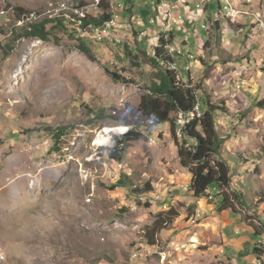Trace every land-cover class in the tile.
<instances>
[{"label": "rangeland", "instance_id": "1", "mask_svg": "<svg viewBox=\"0 0 264 264\" xmlns=\"http://www.w3.org/2000/svg\"><path fill=\"white\" fill-rule=\"evenodd\" d=\"M97 1L95 15L101 0H0V264H264L250 257L253 244L264 242V107L256 106L264 99L261 42L225 67L211 54L220 49L201 41L210 35V11L191 18L197 4L207 8L203 0H188V8L164 0L172 6V24L182 17L169 46L172 53L181 46L173 54L179 77L187 81L183 71L190 65L193 82L206 77L212 100L224 103L226 113L217 112V121L229 134L224 147L234 157L232 180L256 213L221 210L213 198L198 205L188 192L190 174L179 163L169 124L152 125L138 111L153 75L148 55L162 32H148L156 19L152 0H134L130 12L119 11L110 28L113 41L71 31L77 29L79 5ZM219 1L242 13L232 18L219 10L227 43L222 50L234 43L242 50L256 7L264 13V0ZM106 2L112 15L117 0ZM45 18L64 23L47 25L45 41L28 37L27 24ZM233 19L245 28L240 36V30L229 29L236 26ZM80 42L91 58L79 50ZM237 69V77L227 75ZM107 71L128 82L115 81ZM60 127L65 134L56 150L50 129ZM132 129L143 137L126 143L121 162L111 159L109 152ZM102 138L111 143L101 145ZM121 174L133 188L149 183L152 190L137 195L111 189ZM170 208L178 216L149 245L147 228L157 212Z\"/></svg>", "mask_w": 264, "mask_h": 264}, {"label": "trees", "instance_id": "2", "mask_svg": "<svg viewBox=\"0 0 264 264\" xmlns=\"http://www.w3.org/2000/svg\"><path fill=\"white\" fill-rule=\"evenodd\" d=\"M122 2L125 4L123 11L130 12L134 0H122ZM217 3L219 4V10H221L220 2ZM99 7L101 8L100 14L93 15V13H90L86 17L78 18L77 29L85 32L91 29H94V31L101 29L108 22L111 12H109L110 6L106 0H101ZM54 23L62 25L64 22L63 19L59 18L31 21L27 24L26 35L45 41L49 34L47 25ZM69 23L72 24L71 21ZM222 28L223 24L220 17H216L211 20L210 29L206 30L210 35L205 45L207 47L211 46L213 50L215 48L220 49L216 53L213 51L212 56L222 53ZM77 29L74 28L71 31L76 33L75 30ZM174 40L175 35L171 30L160 33L157 45L153 47L152 53L148 55L147 63L153 69V75L150 83L145 86V92L141 95L138 111L148 118L152 125L169 124L170 134L177 148L179 163L190 174L188 192L193 198H213L216 206L221 210L228 209L236 212L240 208L256 213V210L251 208V203H249L245 192L237 187V184L235 186L232 180L230 163L234 157L224 147L229 134H224L223 127L217 121V112L226 113L224 103L212 100V92L208 90L203 82L206 77L199 79L197 82H193L189 77L185 82L180 79L176 71L171 69L170 64L174 62V56L170 52L169 46L173 44ZM78 48L88 58L92 57L85 43L80 42ZM142 51L145 52L144 49ZM135 58H138V56ZM199 62L202 64L203 59L200 58ZM107 72L115 81L128 82L116 72ZM197 103L201 105V115L188 122L181 129V136H179V126H177L179 113L191 112ZM256 106L263 108L264 99L259 100ZM50 130L54 138V147L59 150L58 145L65 134V128L60 127ZM142 137V133L133 131V129L129 130L109 152L110 158L121 162L126 143ZM116 187L124 188L137 195L152 190L149 183H145L141 189L133 188L132 182L125 174L119 176L116 184L111 189ZM214 190L216 191L214 192ZM177 216L178 213L173 208L157 212L154 222L146 230V242L149 245L155 244L157 234L171 225ZM249 226L256 237L261 235V231H257V227L251 221H249ZM250 254L264 262V242H255Z\"/></svg>", "mask_w": 264, "mask_h": 264}, {"label": "crops", "instance_id": "3", "mask_svg": "<svg viewBox=\"0 0 264 264\" xmlns=\"http://www.w3.org/2000/svg\"><path fill=\"white\" fill-rule=\"evenodd\" d=\"M208 1H210V0H208ZM243 1L245 3H247L249 0H243ZM174 2L176 4H178V5H182L183 4L186 8L189 7L188 6V0H174ZM219 2H220V5H221V1H219ZM155 3L158 4V9H159L161 3H164L168 7H170V10L172 9V6L169 3H165L164 0H152L151 1V5L154 6V8H155L156 19H155V23H151L152 26L148 29V32L149 33H152V32H156V31H158V32L162 31L161 33H164V32H168L169 30H171L173 32V34L175 35V39H176V34H175L173 28L174 27H179L180 26V22L182 20L181 21H179V20L178 21H174V24H172V21H170L171 26L169 28H167L166 26H164L163 23H161L160 16L158 15L159 13H158V11L156 10V7H155ZM201 3H205V5L207 6V8H205V6H204V8H202L201 7L202 4H199V9L200 10L195 9V11L193 13L197 12L198 13V16H200L202 9H203V11H205V9H208V11H210V12H208L209 13L208 19L210 21V23H209V26H210L211 25V20H214L217 17V15H219V4L218 3L207 2L205 0H203V2H201ZM226 3L227 4L224 5V6L221 5V11L222 12H224L223 11L224 7L230 6L227 1H226ZM116 5H117V3H116ZM253 7H255V5ZM230 9H234V8L232 6H230ZM254 12H256V13H255V16L250 20V27L248 28V34L247 35H244V39L242 41V44H244V46H243L244 48L242 50H239V48H238V45L239 44H237V43L236 44L234 43L232 45L230 44V45H228L229 47H228L227 50H224V51L221 50V52H222L221 53L222 54L221 56H220V54L214 55V57L212 56L213 59H215V60L219 59V60L225 61L224 66L225 67H228V68H232L234 65H230V63L231 62H238V56H239V54H241L243 52L249 54L250 51H251V47L253 45V42H261L259 48H261V47L264 48V41H263V39H264V32L263 33H259V32H261V30H262L261 28L262 27H261L260 23L258 22V14H260V15H262L261 21L264 23V19H263L264 13H263L261 7H259V8L256 7V9H255ZM210 13H212V14H210ZM198 16H197V18H198ZM191 18H193V17H191ZM233 22L236 24V26L233 27V28H231V26H230L229 29L231 31H233V29L240 30L241 31V34H239L237 36L242 35L245 32V28L243 27V24L241 22L235 21L234 19H233ZM222 24L224 26L225 25V22L224 23L222 22ZM202 26H205L204 29L208 28L204 24ZM223 28H225V27H223ZM223 28H222V31H223ZM234 33L236 34L237 32H234ZM222 35H223V32H222ZM182 39L185 40L186 43H187V45H188V42L190 41V39H188L186 37L185 38H182ZM207 39H208V37H203L201 41H203V40L206 41ZM157 43L158 42L155 43V46L157 45ZM225 45H227V43L224 40V36H222V47L221 48L222 49L225 48L224 47ZM179 47H181V46H179ZM173 54H175V51H174ZM263 59H264V56H260L258 58V60H263ZM246 61L247 62L250 61V57H247ZM215 65H219L220 66V64H218V63L215 64ZM241 72H242L241 70H238L237 69V70L233 71L232 73L230 71V73H228L227 75L231 77V74H232L233 77L234 76L237 77L236 75L239 74V73H241ZM183 73H185L186 76H183V77H185L186 79H188L190 77L192 80H194L195 76L193 74H189L188 71H187V69H186V67L184 68ZM187 74H188V76H187ZM222 79H225V77H223ZM221 80L219 81L220 84H221ZM222 84L223 85H219V89H221V90L223 88H225V85L227 84V81L226 80L222 81ZM189 180H190V177H189ZM188 185H189V182H188ZM194 199L191 198L192 202H196L198 205H200L202 202H205V198H202V199H196V198H194ZM224 240H226V238H224ZM230 252H231V254H235V252L233 251L232 248H231ZM250 257L251 258H254L255 261L257 260V258L253 254H250Z\"/></svg>", "mask_w": 264, "mask_h": 264}, {"label": "built area", "instance_id": "4", "mask_svg": "<svg viewBox=\"0 0 264 264\" xmlns=\"http://www.w3.org/2000/svg\"><path fill=\"white\" fill-rule=\"evenodd\" d=\"M211 3H215V0H211ZM117 6L120 7L122 10H124V3H122L121 0H117ZM156 8H157L156 10L159 13L158 15L160 16V20L164 22V24L167 28H169L171 26L170 21H172L170 7H168L164 3H161L159 9H158V6ZM196 9H199V4L196 5ZM96 13H97V9H95L93 11V15H95ZM229 13H230V16L232 18H235L237 15L242 14L241 11H239L237 9L235 12H229ZM82 14H84V12L77 13V19L80 18V16ZM197 16H198L197 12L192 14V17L196 18ZM261 18H262V15L258 14V22L260 23L261 26H264V23L261 21ZM178 20L181 21L182 17L179 16ZM152 23H155V21H152ZM118 25H121V23H118ZM77 31L80 32L79 29H77ZM82 33L86 34L88 37H90L92 40H95V41H104V40L113 41L116 39V37H113V29H110V28L109 29H103L102 34H95L94 31L92 33H85L84 30H82ZM178 50H180V47L175 48V55L176 56H178ZM189 58L192 59L191 55H189ZM189 66L190 65H187L186 69H189ZM173 69H176L178 72L176 64H173ZM239 77L241 79V87H240V90H241L243 88V86H242L243 77L242 76H239ZM193 111H195V110H193Z\"/></svg>", "mask_w": 264, "mask_h": 264}, {"label": "bare ground", "instance_id": "5", "mask_svg": "<svg viewBox=\"0 0 264 264\" xmlns=\"http://www.w3.org/2000/svg\"><path fill=\"white\" fill-rule=\"evenodd\" d=\"M98 2L99 1H97V3H95V4L92 3L91 5H88V4L79 5V7L76 9V13L84 12V14H82L80 17H86L88 14L92 13L96 9L95 5L98 4ZM115 9H116L115 12H113V14L109 18L108 22L101 29L95 30L96 34H102L103 29H109L113 25H115V23L118 22V18L120 15L119 11L121 10V8L118 7L117 5H115ZM224 9L227 10L228 13L229 12H235L234 9H230V6H226V7H224ZM97 11H98V8H97ZM170 52L172 53V51H170ZM178 53L180 54V50H178ZM191 58H193L192 55H191ZM173 64H175V62L170 64L171 69H173ZM173 70L177 72L176 69H173ZM177 74H178V72H177ZM178 76H179V74H178ZM193 110H195V111H193ZM193 110L189 113H183V112L179 113V115L177 117V126H179V131H178L179 136H181V129L183 127H185L188 122H190L195 117H199L201 115V113L199 111L200 110V103H197L194 106ZM114 130H118V129L115 128ZM110 143H111L110 138H102L100 140L101 145L106 146V145H109Z\"/></svg>", "mask_w": 264, "mask_h": 264}]
</instances>
